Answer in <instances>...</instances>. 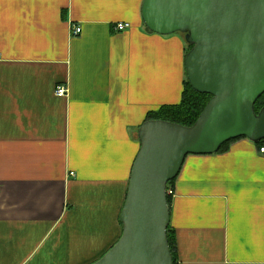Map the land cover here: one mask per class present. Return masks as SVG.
Returning <instances> with one entry per match:
<instances>
[{"label":"crops","instance_id":"1","mask_svg":"<svg viewBox=\"0 0 264 264\" xmlns=\"http://www.w3.org/2000/svg\"><path fill=\"white\" fill-rule=\"evenodd\" d=\"M143 1L0 0V264H94L117 244L139 129L187 81L184 36L150 32ZM259 149L186 158L177 264H264Z\"/></svg>","mask_w":264,"mask_h":264},{"label":"water","instance_id":"2","mask_svg":"<svg viewBox=\"0 0 264 264\" xmlns=\"http://www.w3.org/2000/svg\"><path fill=\"white\" fill-rule=\"evenodd\" d=\"M142 18L155 34H181L193 48L187 80L212 98L186 127L148 121L139 129L117 244L94 264H174L168 242V187L190 155H212L230 141H264V0H144Z\"/></svg>","mask_w":264,"mask_h":264},{"label":"trees","instance_id":"3","mask_svg":"<svg viewBox=\"0 0 264 264\" xmlns=\"http://www.w3.org/2000/svg\"><path fill=\"white\" fill-rule=\"evenodd\" d=\"M188 45V44H187ZM193 48V46L188 45L187 53ZM211 96L208 94H201L196 92L188 82V80L184 84V90L182 93L181 102L177 105L172 106H163L157 112H150L146 118L145 122L148 121H165L171 122L175 124H179L186 127L193 126L202 112L206 108L207 104L211 100ZM264 108V95L257 101L255 105V111L258 114ZM243 139V138H240ZM239 139L230 141L229 143L222 146L218 153H224L228 149L229 145ZM259 148L264 147V141L257 144ZM177 179V178H176ZM173 180L169 187L176 181ZM168 187V188H169ZM168 204L171 210L172 205V196L168 195ZM123 233V224L120 222ZM122 236V234H121ZM120 236V238H121ZM119 238V240H120ZM118 240V241H119ZM168 242L170 246V250L173 256L174 264H177V255H176V236L171 228V225L168 229ZM116 245V244H115ZM114 247V246H113ZM112 247V248H113ZM111 250V249H110ZM109 250V251H110Z\"/></svg>","mask_w":264,"mask_h":264},{"label":"built area","instance_id":"4","mask_svg":"<svg viewBox=\"0 0 264 264\" xmlns=\"http://www.w3.org/2000/svg\"><path fill=\"white\" fill-rule=\"evenodd\" d=\"M129 28H130L129 24H118L116 30L118 32H123ZM81 32H82V28L80 26H75L72 29L71 35L72 36H79L81 34ZM55 94L57 97L64 98V97L68 96V90L64 86H59L56 89ZM259 150H260V153L264 155V147H261ZM74 175H75L74 173H71V176H74ZM167 193L170 196H173V194H174L173 190L170 187L168 188Z\"/></svg>","mask_w":264,"mask_h":264},{"label":"rangeland","instance_id":"5","mask_svg":"<svg viewBox=\"0 0 264 264\" xmlns=\"http://www.w3.org/2000/svg\"><path fill=\"white\" fill-rule=\"evenodd\" d=\"M188 46V45H187Z\"/></svg>","mask_w":264,"mask_h":264}]
</instances>
